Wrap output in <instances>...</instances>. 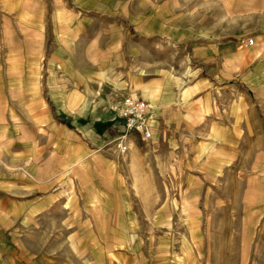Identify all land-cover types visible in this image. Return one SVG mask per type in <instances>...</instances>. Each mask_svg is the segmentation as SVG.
<instances>
[{"label":"rangeland","instance_id":"rangeland-1","mask_svg":"<svg viewBox=\"0 0 264 264\" xmlns=\"http://www.w3.org/2000/svg\"><path fill=\"white\" fill-rule=\"evenodd\" d=\"M6 2L1 46L35 51L39 31L32 27L43 25L32 56L42 61L45 91L48 78L66 76L74 62H120L127 50H143L167 66L170 52L178 53L180 90L197 73L210 81L199 111H188L179 129L160 127L149 140L132 134L122 152L117 116L99 153L65 161L64 207L29 224L20 217L0 223V233H18L9 241L13 255H0V264H264V0ZM250 37L253 47L245 45ZM198 44L229 45L237 55L205 63ZM20 54L10 74L25 89ZM20 89L17 98L25 99ZM119 103L111 106L115 113ZM50 105L58 121L71 123ZM65 133L67 139V125ZM48 166L59 165L50 158ZM98 189L106 190L105 203L93 202ZM91 195L92 203L84 202Z\"/></svg>","mask_w":264,"mask_h":264},{"label":"crops","instance_id":"crops-1","mask_svg":"<svg viewBox=\"0 0 264 264\" xmlns=\"http://www.w3.org/2000/svg\"><path fill=\"white\" fill-rule=\"evenodd\" d=\"M6 1L9 0H0V14H6L3 11L11 6ZM39 29L32 27V31H39L35 51L30 52L31 45L18 51L0 45V64L6 66L4 72L0 71V209L3 217L0 223L14 224L18 221L14 218L20 217L24 224H29L39 214L48 215L50 209L64 207L62 188L65 174L70 171L64 162L74 164L99 153L98 149L103 147L118 120L111 106L121 102L124 96L133 95L152 105L151 139L160 133V127L179 129L188 111H199L200 102L204 103L207 97L201 92L208 85L210 76L197 73L195 82L180 90L175 71L178 53L170 52V59H173L167 66L161 65L160 58L149 57L143 50H127L120 62L106 61L95 65L97 67L74 62L67 67L66 76H50L45 91L41 83L42 61L32 56L42 44V24ZM3 30L0 26V31ZM261 35L264 41V31ZM238 44L237 49H244ZM156 46L159 47V42ZM214 47L216 52L211 50ZM229 48L222 44L209 47L198 44L195 53L205 63L216 61L219 64L228 56L237 55L234 51L229 53ZM18 53L22 57L19 61L27 68L25 89H20L23 86L17 88V83L11 81L14 76L10 69L17 61ZM127 55L129 57H125ZM260 64L254 66L256 73ZM19 89L25 99L17 98ZM50 101L60 114L56 117H68L71 123L55 118ZM65 125L72 134L67 133V139ZM133 146L134 142L131 143ZM50 158H55L59 166L49 167ZM192 189L193 186L190 193ZM101 190H96L95 200L91 195L84 202L92 203L93 199V202L101 200L105 203L107 192ZM76 205L80 204L73 203ZM193 213L197 211L187 215ZM13 234L18 233L11 230L8 234L0 233V239L4 237L8 241L0 243L1 256L13 255L14 248L9 246V241L17 237Z\"/></svg>","mask_w":264,"mask_h":264},{"label":"built area","instance_id":"built-area-1","mask_svg":"<svg viewBox=\"0 0 264 264\" xmlns=\"http://www.w3.org/2000/svg\"><path fill=\"white\" fill-rule=\"evenodd\" d=\"M256 44L254 37L247 38L245 45L253 47ZM150 104L139 97L126 95L116 107L117 116L123 121V129L119 136L121 151L128 148L127 138L132 134L141 135L143 140H149L153 136L150 120Z\"/></svg>","mask_w":264,"mask_h":264}]
</instances>
